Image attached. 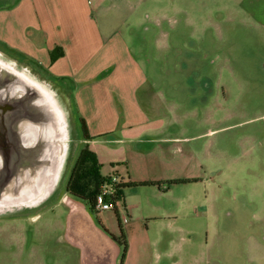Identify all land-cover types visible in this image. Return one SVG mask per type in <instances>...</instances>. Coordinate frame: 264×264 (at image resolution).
Listing matches in <instances>:
<instances>
[{
	"label": "rangeland",
	"instance_id": "1",
	"mask_svg": "<svg viewBox=\"0 0 264 264\" xmlns=\"http://www.w3.org/2000/svg\"><path fill=\"white\" fill-rule=\"evenodd\" d=\"M90 6L102 34L120 35L145 76L135 92L145 145L94 143L118 161L101 173L186 182L166 193L126 190L129 200L162 206V217L121 222L114 209L92 211L66 193L86 145L71 109L74 144L62 186L39 209L0 217V264H264V0ZM157 138L164 149H151ZM122 232L123 262L115 239Z\"/></svg>",
	"mask_w": 264,
	"mask_h": 264
},
{
	"label": "crops",
	"instance_id": "2",
	"mask_svg": "<svg viewBox=\"0 0 264 264\" xmlns=\"http://www.w3.org/2000/svg\"><path fill=\"white\" fill-rule=\"evenodd\" d=\"M90 1L0 0V46L68 96L75 119L83 118L86 122L90 139L84 141L96 152L102 165L107 162L113 165L118 162L113 161L116 158L103 157L102 148L96 149L93 144L100 145V142L104 150L109 148L108 144L121 143L123 149H127L123 143L133 148L145 145L142 140L145 130H141V121L137 118L140 110L135 96L145 76L118 31V36L102 34ZM56 49L60 55L53 59L51 53ZM149 141L154 144L151 149L165 148L161 139ZM127 173L128 178L118 173L102 174H116L122 183L160 181L161 184L124 188L123 199L114 209L118 216H126L121 222L128 221V217L131 220L135 214L141 218L165 216L167 211L162 206L129 200L126 190L156 187L159 193H166L171 188L165 187L167 177H137ZM66 193H69L67 189ZM66 196L61 200L63 203L70 202Z\"/></svg>",
	"mask_w": 264,
	"mask_h": 264
},
{
	"label": "water",
	"instance_id": "3",
	"mask_svg": "<svg viewBox=\"0 0 264 264\" xmlns=\"http://www.w3.org/2000/svg\"><path fill=\"white\" fill-rule=\"evenodd\" d=\"M74 133L58 88L0 50V216L39 209L58 193Z\"/></svg>",
	"mask_w": 264,
	"mask_h": 264
},
{
	"label": "trees",
	"instance_id": "4",
	"mask_svg": "<svg viewBox=\"0 0 264 264\" xmlns=\"http://www.w3.org/2000/svg\"><path fill=\"white\" fill-rule=\"evenodd\" d=\"M52 58H57L58 54L57 49L52 51ZM82 136L84 139L89 140L90 136L88 133L86 122L83 118L79 119ZM102 164L100 163L98 156L95 151H93L89 144H86L85 147L81 150L75 166L72 170L70 179L67 184V191L75 197L81 198L88 202V205L91 209L94 210L96 196L99 192L100 185L108 179V175H103L101 173ZM186 182L184 179H172L164 183L167 187L171 184ZM160 181H140L135 182L131 181L128 183L118 184V195L120 199H123V190L126 187L130 186H148V185H160ZM122 227V225H121ZM124 245V250L122 254V262L124 261L126 251H127V240L125 234L122 232L120 237H115Z\"/></svg>",
	"mask_w": 264,
	"mask_h": 264
},
{
	"label": "built area",
	"instance_id": "5",
	"mask_svg": "<svg viewBox=\"0 0 264 264\" xmlns=\"http://www.w3.org/2000/svg\"><path fill=\"white\" fill-rule=\"evenodd\" d=\"M121 180L118 175L111 174L108 179L100 185L99 192L96 196L94 210H111L116 209L122 199L119 198L117 186ZM122 216V220H126Z\"/></svg>",
	"mask_w": 264,
	"mask_h": 264
},
{
	"label": "flooded vegetation",
	"instance_id": "6",
	"mask_svg": "<svg viewBox=\"0 0 264 264\" xmlns=\"http://www.w3.org/2000/svg\"><path fill=\"white\" fill-rule=\"evenodd\" d=\"M0 217H4V216H0Z\"/></svg>",
	"mask_w": 264,
	"mask_h": 264
}]
</instances>
